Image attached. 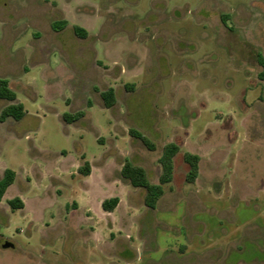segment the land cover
<instances>
[{
  "label": "rangeland",
  "instance_id": "obj_1",
  "mask_svg": "<svg viewBox=\"0 0 264 264\" xmlns=\"http://www.w3.org/2000/svg\"><path fill=\"white\" fill-rule=\"evenodd\" d=\"M259 54L264 0H0V79L17 95L0 115L27 111L0 122V177L17 173L0 204V264H264ZM169 143L181 148L174 179L149 209L121 170L130 161L158 184ZM186 152L201 157L194 184Z\"/></svg>",
  "mask_w": 264,
  "mask_h": 264
},
{
  "label": "trees",
  "instance_id": "obj_2",
  "mask_svg": "<svg viewBox=\"0 0 264 264\" xmlns=\"http://www.w3.org/2000/svg\"><path fill=\"white\" fill-rule=\"evenodd\" d=\"M68 26L67 21L56 22L53 25L55 30L65 29ZM76 35L80 38L87 37V31L80 28H74ZM258 63L262 67V72L259 77L264 80V56L258 55ZM102 98L107 108H112L116 103L115 90L110 88L102 93ZM0 100H7L15 102L17 100L16 93L10 88L9 81L6 79H0ZM27 115L25 106L22 103H14L3 109L0 115V122H5L7 119L12 118L15 121L23 120ZM85 117V112L81 111L76 114L67 115L64 120L68 123H75ZM130 136L138 139L143 145L150 151L156 150V145L148 137L141 132L131 129ZM181 152V148L176 143L167 144L164 149L159 163L161 166V175L159 177L158 184H152L147 175V171L141 167L134 165L130 161H126L122 167L121 175L124 179L128 180L135 188H141L146 191L145 206L149 209H156L159 201L165 194L164 186L172 183L175 174V158ZM184 162L188 165V173L186 175V181L189 184H194L200 174L201 157L197 154L186 152L184 154ZM79 172L85 176L91 174V164L86 162L84 166L79 169ZM17 179V173L11 169H6L2 177H0V204L3 201L8 189L15 183ZM119 198H111L105 200L102 203L104 211L112 213L119 205ZM9 204L13 210L23 209L24 203L20 198H14L9 201Z\"/></svg>",
  "mask_w": 264,
  "mask_h": 264
},
{
  "label": "water",
  "instance_id": "obj_3",
  "mask_svg": "<svg viewBox=\"0 0 264 264\" xmlns=\"http://www.w3.org/2000/svg\"><path fill=\"white\" fill-rule=\"evenodd\" d=\"M12 245L11 244H5L3 248H10Z\"/></svg>",
  "mask_w": 264,
  "mask_h": 264
}]
</instances>
